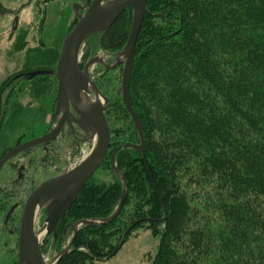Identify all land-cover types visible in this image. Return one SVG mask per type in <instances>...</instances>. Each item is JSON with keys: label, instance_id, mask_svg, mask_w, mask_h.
<instances>
[{"label": "trees", "instance_id": "16d2710c", "mask_svg": "<svg viewBox=\"0 0 264 264\" xmlns=\"http://www.w3.org/2000/svg\"><path fill=\"white\" fill-rule=\"evenodd\" d=\"M147 9L130 85L146 153L117 151L116 172L114 151L141 139L123 102L124 65L107 70L96 82L111 101L109 155L60 221L54 247L71 224L114 213L121 176L128 190L117 217L83 225L59 264H99L145 225L161 234L151 264H264V0H148ZM133 14L99 34L105 52L125 48ZM9 237L0 238V264L12 255Z\"/></svg>", "mask_w": 264, "mask_h": 264}, {"label": "rangeland", "instance_id": "374dc122", "mask_svg": "<svg viewBox=\"0 0 264 264\" xmlns=\"http://www.w3.org/2000/svg\"><path fill=\"white\" fill-rule=\"evenodd\" d=\"M76 2L82 6L90 4V0H0V159L19 145L48 134L53 127L58 97L55 70L63 42L82 15L72 11ZM121 52H105L100 46V35H93L81 50L80 69L92 58H102L111 66ZM40 70L53 73L29 77V73ZM105 71L101 63L90 68V76L96 85ZM91 99L93 102L96 100L94 97ZM91 140L79 126L66 124L63 133L52 144L20 153L5 164L0 174V203L8 208L0 212L1 239L9 237L2 231H11L13 220L10 219L20 216L34 189L46 180L78 167L91 154L94 147ZM48 208L46 206L39 212L35 226L38 238L48 243L45 244V260L53 263L70 244L74 225L78 222L71 224L72 232L64 231L65 240L59 250L53 245L58 242L53 237L56 232L48 236L51 238H45L43 232ZM127 236L124 235L122 245L123 239L118 244V250L99 264H151L161 234H152L145 225L131 232L129 238ZM9 239L13 240L12 237ZM5 242L0 244L1 248ZM13 242L12 255L6 257L2 264H14L17 242ZM2 260L3 257L0 262Z\"/></svg>", "mask_w": 264, "mask_h": 264}, {"label": "water", "instance_id": "95a60500", "mask_svg": "<svg viewBox=\"0 0 264 264\" xmlns=\"http://www.w3.org/2000/svg\"><path fill=\"white\" fill-rule=\"evenodd\" d=\"M108 3V7H104V5ZM147 3L148 0H108V2L105 0H93L88 8L85 7L86 10L85 8H81L79 4L73 5V10L76 13L80 14L78 9L85 10L86 12L80 15L77 25L68 34L62 45L63 48L55 70L58 83V97L53 117V127L50 132L43 135V137L34 138L8 151L4 157L0 159V174L5 164L16 155L43 144H52L55 139L63 133L66 124H75L79 126L91 139L94 135H97L98 142L93 147L90 157L82 161L78 167L46 180L34 189L33 193L26 199L21 214L19 264H59L61 259L71 253V247L82 225H95V222L90 220H82L76 223L74 225L73 238L70 244L65 248L66 250L61 252L54 259L53 263H47L41 250V243H44V240L41 241L40 238H38L35 226V211L37 207L40 206L42 209L46 206L49 207L43 225L46 228L45 238H47L57 231L60 221L75 203V200L83 190L82 188L103 166L104 161L109 155L112 144L111 129L109 128L107 117L105 116V112L111 106L110 100L99 90L90 76V68L95 64L101 63L105 70L108 71L114 70L124 64L122 77L123 102L134 120L135 128L138 129L141 139L138 145L126 143V145L114 151L115 153L112 155L111 159L116 172L118 174L120 173L115 164L117 151L122 148L130 147L136 151H142L144 155L146 153V139L144 138L140 116H138L133 109L130 85L132 81L131 77L135 69L136 43L148 10ZM128 8L134 10L130 36L125 48L121 53L117 54L115 63L109 66L102 58H92L81 70L80 54L86 40L93 35H98L109 30ZM52 73L53 71L40 70L29 73V77L34 78L40 75H51ZM82 95H87L88 97L92 96V98L101 97L103 104L100 107L88 111L82 103ZM123 181L125 190L121 196L120 204L114 211V214L104 221H101V224L112 221L121 212L120 210L124 204L128 190L124 179ZM127 233L125 234L126 236ZM123 243L124 239L121 245Z\"/></svg>", "mask_w": 264, "mask_h": 264}, {"label": "flooded vegetation", "instance_id": "af4514ba", "mask_svg": "<svg viewBox=\"0 0 264 264\" xmlns=\"http://www.w3.org/2000/svg\"><path fill=\"white\" fill-rule=\"evenodd\" d=\"M93 2V0H90V4L89 5H81L80 3H74V4H79L80 5V7L81 8H88L90 5H91V3ZM73 4V5H74ZM86 8H85V10H86ZM85 10H81V9H78V11H80V13H82V14H85ZM72 11H74L73 10V6H72ZM75 12V11H74ZM75 14H76V12H75ZM78 14V13H77ZM79 21V20H78ZM43 145H47V144H43ZM43 145H41V146H38V147H43ZM19 147V146H18ZM36 148V147H35ZM33 149V148H32ZM28 151H30V150H28ZM23 153V152H22ZM23 210V209H22ZM22 214V213H21ZM20 214V216H18V218H15V216H13L10 220H13V222L11 223V231H9V233H11L10 235H11V237H12V239L15 241V243L17 242V248H16V254H17V256H14V258H13V260L17 263V264H19V236H20V230H21V227H20V224H21V218H22V215ZM7 217H8V215H6ZM6 217V218H7ZM9 220V221H10ZM6 221V220H5ZM7 221H8V219H7ZM16 223V224H15ZM49 238V237H48ZM45 243H46V241H44V243H41V250H42V252H43V254H44V250H43V246L45 245ZM45 255V254H44Z\"/></svg>", "mask_w": 264, "mask_h": 264}, {"label": "bare ground", "instance_id": "6f19581e", "mask_svg": "<svg viewBox=\"0 0 264 264\" xmlns=\"http://www.w3.org/2000/svg\"><path fill=\"white\" fill-rule=\"evenodd\" d=\"M108 5H109V3L108 4H105L104 5V7H108ZM92 97L91 96H87V95H82V103H83V105H85V108H86V110H91V109H94V108H96V107H100L102 104H103V100L101 99V97L100 98H95L96 100L93 102L92 101V99H91ZM93 141H94V146L97 144V135H94L93 136ZM92 141V140H91ZM92 141V142H93ZM92 151V150H91ZM90 155L91 154H89L86 158H85V160L88 158V157H90ZM42 208L40 207V206H38L37 207V209H36V211H35V218L38 216V214H39V212H40V210H41ZM36 220V219H35ZM104 221V220H103ZM92 222H95V225H98V224H101L100 222L101 221H92ZM43 232H44V234L46 235V228L44 227V230H43ZM128 232V231H127ZM126 234V233H125ZM72 248V247H71ZM72 251V250H71Z\"/></svg>", "mask_w": 264, "mask_h": 264}]
</instances>
